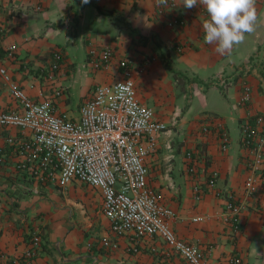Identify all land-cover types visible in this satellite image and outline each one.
Listing matches in <instances>:
<instances>
[{"label": "crops", "instance_id": "obj_1", "mask_svg": "<svg viewBox=\"0 0 264 264\" xmlns=\"http://www.w3.org/2000/svg\"><path fill=\"white\" fill-rule=\"evenodd\" d=\"M169 2L12 0L0 11V65L30 98L37 100L40 92L50 97L49 64L53 51L61 50L64 62L55 83L63 96L55 106L77 118L95 87L124 77L118 62L128 60L138 100L167 125L146 160L147 180L173 211L169 223L176 237L203 252L207 264H228L232 256L264 264V190L245 200L237 232L223 218L229 196L244 199L250 158L240 124L264 117V0H255L254 31L224 55L204 41V6ZM175 19L183 24L171 26ZM90 47L113 51L108 70L88 65ZM81 53V64L70 58ZM245 87L250 101L242 104ZM14 107L0 77V111ZM219 123L230 138L226 152L220 149ZM20 136L14 128L1 129L0 249L7 257L22 255L38 235L36 264H187L160 237L113 234L97 190L78 182L61 189L17 172L15 152L5 140ZM213 171L219 177L209 187ZM103 239L116 247H104Z\"/></svg>", "mask_w": 264, "mask_h": 264}, {"label": "built area", "instance_id": "obj_2", "mask_svg": "<svg viewBox=\"0 0 264 264\" xmlns=\"http://www.w3.org/2000/svg\"><path fill=\"white\" fill-rule=\"evenodd\" d=\"M11 1L0 0V11ZM168 5L174 7L175 3L170 0ZM178 24L182 25L183 21L175 19L170 23ZM87 57L88 65L96 71L108 70L114 59L113 51L107 47H90ZM63 62V52L55 49L46 78L51 96L44 97L40 92L37 100L30 98L0 65V77L15 104L12 110L0 111V136L1 129L14 128L21 133L20 137L5 140L15 152V170L61 189L78 182L97 190L101 195V213L113 234L131 232L137 239L160 237L187 264H207L203 252L176 237L169 223L173 211L148 185L146 160L156 152L158 138L167 131V125L156 117L152 108L138 100L128 69L130 62L126 59L118 62L119 68L125 70L124 77L95 87L80 106L77 118L56 110V99L63 96V90L55 83V74ZM249 101V89L245 87L241 103ZM215 126L220 129V149L226 152L230 138L222 124ZM201 131L209 132L207 127ZM240 140L250 158L243 185L244 199L229 196L223 211L224 221L234 232L239 229L245 200L259 188L264 190V117L244 120L240 124ZM4 159L5 154L0 150V163ZM218 177V172L213 171L207 185L214 187ZM102 244L116 247L108 239H103ZM40 246V237L33 235L29 248L18 257H7L0 249V264H36ZM228 264L247 263L232 256Z\"/></svg>", "mask_w": 264, "mask_h": 264}, {"label": "clouds", "instance_id": "obj_3", "mask_svg": "<svg viewBox=\"0 0 264 264\" xmlns=\"http://www.w3.org/2000/svg\"><path fill=\"white\" fill-rule=\"evenodd\" d=\"M88 2L82 0L84 4ZM159 2L167 4V0ZM181 4L187 9L197 4L204 6L208 14L202 23L204 41L215 44V51L220 55L243 43L245 34L254 31L257 20L255 0H182Z\"/></svg>", "mask_w": 264, "mask_h": 264}, {"label": "rangeland", "instance_id": "obj_4", "mask_svg": "<svg viewBox=\"0 0 264 264\" xmlns=\"http://www.w3.org/2000/svg\"><path fill=\"white\" fill-rule=\"evenodd\" d=\"M70 58L73 59V60H75L77 63L81 64V61H83V58H84V54L81 53V55L78 56V59L77 58H74L73 55H70ZM197 111H200V109L197 110ZM195 112H196V110H195Z\"/></svg>", "mask_w": 264, "mask_h": 264}, {"label": "trees", "instance_id": "obj_5", "mask_svg": "<svg viewBox=\"0 0 264 264\" xmlns=\"http://www.w3.org/2000/svg\"><path fill=\"white\" fill-rule=\"evenodd\" d=\"M167 68H168V70H169L171 73H174L173 70H172V68L170 67L169 64H167Z\"/></svg>", "mask_w": 264, "mask_h": 264}]
</instances>
